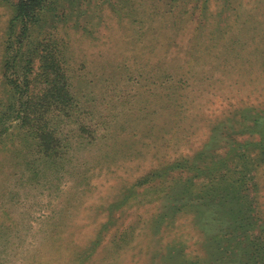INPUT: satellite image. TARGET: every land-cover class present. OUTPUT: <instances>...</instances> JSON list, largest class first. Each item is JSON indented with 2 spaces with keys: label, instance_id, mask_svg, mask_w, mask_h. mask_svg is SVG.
I'll list each match as a JSON object with an SVG mask.
<instances>
[{
  "label": "rangeland",
  "instance_id": "374dc122",
  "mask_svg": "<svg viewBox=\"0 0 264 264\" xmlns=\"http://www.w3.org/2000/svg\"><path fill=\"white\" fill-rule=\"evenodd\" d=\"M16 1L0 0V107ZM46 11L32 35L64 44L94 121L130 127L97 145L73 139L55 164L7 122L0 264H264V0H79ZM178 160L196 170L163 171Z\"/></svg>",
  "mask_w": 264,
  "mask_h": 264
},
{
  "label": "trees",
  "instance_id": "16d2710c",
  "mask_svg": "<svg viewBox=\"0 0 264 264\" xmlns=\"http://www.w3.org/2000/svg\"><path fill=\"white\" fill-rule=\"evenodd\" d=\"M74 1L79 0L16 1L12 6L13 14L3 43L2 79L8 90L9 105L0 107V144L2 137L8 133L7 122L17 120V127L25 129L27 143L29 142L33 152L55 164H59L70 153L73 139L77 140L78 147L86 146L78 141L82 140L84 143L85 139L90 144L97 145L96 142L101 138L114 136L117 129L121 131L130 127L125 120L94 121L96 114L92 112L93 103L90 100L83 101L85 97L82 96L80 86L85 80L70 70L71 61H68L62 51L64 44L61 40L54 42L51 33L41 32L32 35L35 32L34 28L40 27L43 21L47 22L44 17L46 10L51 6L59 7L65 2ZM30 29L31 33L27 34ZM16 68H20L19 71H15ZM93 122L96 123L92 125ZM101 123H104L102 129L99 127ZM149 131L150 127L147 129V132ZM21 153L20 151L19 154ZM224 164V159L212 161L210 163L212 167L204 165L202 171L206 173L210 169H220ZM166 170L192 173L196 170V164L194 161L178 160L163 168V171ZM151 178L152 175H147L143 180L148 182ZM223 178L224 175L217 176L214 185L222 182ZM210 189L206 188L205 193ZM128 197L129 195H125L123 200H127Z\"/></svg>",
  "mask_w": 264,
  "mask_h": 264
}]
</instances>
